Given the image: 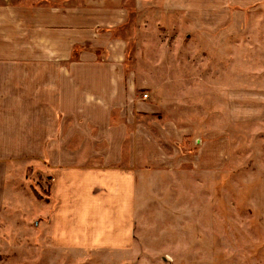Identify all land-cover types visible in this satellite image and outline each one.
Masks as SVG:
<instances>
[{"label": "crops", "instance_id": "0c3cea01", "mask_svg": "<svg viewBox=\"0 0 264 264\" xmlns=\"http://www.w3.org/2000/svg\"><path fill=\"white\" fill-rule=\"evenodd\" d=\"M237 1L240 9L249 2L0 0V215L9 209L11 222L26 217L17 195H31L27 170L45 166L51 201L35 199L42 262L61 253L138 255L145 238L136 226L161 198L159 187L180 184L186 167L213 178L227 170L237 120H264V105L237 116L230 90L225 103L212 92L205 97L215 101L203 104L204 80L234 75L228 63L210 67L198 45L195 76L184 70L188 45L166 39L149 45L146 71L139 61L128 71L120 28L132 17L146 19L151 32L201 33L225 61L245 27L237 25Z\"/></svg>", "mask_w": 264, "mask_h": 264}, {"label": "rangeland", "instance_id": "374dc122", "mask_svg": "<svg viewBox=\"0 0 264 264\" xmlns=\"http://www.w3.org/2000/svg\"><path fill=\"white\" fill-rule=\"evenodd\" d=\"M238 3L235 7L239 13L237 25L245 27L239 28L231 38L236 47L235 55L225 61L208 47L204 34L173 33L170 26L166 30L159 26L157 32H151L154 26L147 25L146 19L145 23H137L138 20L128 17L120 28L126 41L127 70L130 71L133 61H139L146 71L149 45L155 46L156 40L166 39L188 45V63L184 70L186 76H195L194 63L201 52L195 48L198 45L208 54L210 67L218 68L219 62L228 63L234 75L227 76V72H223L220 74L225 76H205L209 80H204V95H199L204 99L203 104L208 98L205 96L212 92L217 93L220 103H225L226 91L230 90L237 116L247 112L242 107L264 105V0L242 2L245 3L243 9ZM223 67L226 68L220 66V70ZM146 73L137 76L146 80ZM191 83H195L194 78ZM190 99L193 100L189 106L199 104V97ZM208 101L215 99L209 97ZM259 120H237L230 138L234 154L225 166L227 170L221 171L219 176L201 177L186 167L187 174H182L183 171L178 178L180 184L158 188L161 198L152 201L153 207L144 210L146 216L136 226V232L145 238L140 242V254L128 258L91 252L87 256L61 253L53 258L44 256L42 262L36 248L37 213L42 207L36 201L32 186L46 195L51 177L45 166H32L26 172V185L24 183L31 195H17L19 206L26 208V217L15 216L18 219L11 222L9 209L2 210L0 215V264H264V120ZM203 139L198 137L196 143L201 145Z\"/></svg>", "mask_w": 264, "mask_h": 264}, {"label": "trees", "instance_id": "16d2710c", "mask_svg": "<svg viewBox=\"0 0 264 264\" xmlns=\"http://www.w3.org/2000/svg\"><path fill=\"white\" fill-rule=\"evenodd\" d=\"M32 190H33L34 195L36 196V198L38 200H40V201H46L48 203L51 201V184L49 186V190L46 192V195H44L43 193L38 192V190L36 188H34L33 186H32Z\"/></svg>", "mask_w": 264, "mask_h": 264}, {"label": "built area", "instance_id": "2783aa9c", "mask_svg": "<svg viewBox=\"0 0 264 264\" xmlns=\"http://www.w3.org/2000/svg\"><path fill=\"white\" fill-rule=\"evenodd\" d=\"M143 98H144V99H147V98H148V95H147V94H144V95H143Z\"/></svg>", "mask_w": 264, "mask_h": 264}]
</instances>
